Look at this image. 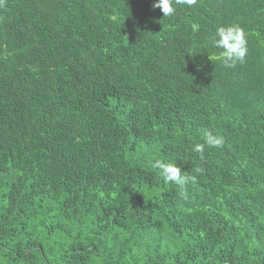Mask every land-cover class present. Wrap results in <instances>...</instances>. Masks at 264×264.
Wrapping results in <instances>:
<instances>
[{
	"label": "trees",
	"instance_id": "obj_1",
	"mask_svg": "<svg viewBox=\"0 0 264 264\" xmlns=\"http://www.w3.org/2000/svg\"><path fill=\"white\" fill-rule=\"evenodd\" d=\"M151 3L0 0V264H264V0Z\"/></svg>",
	"mask_w": 264,
	"mask_h": 264
},
{
	"label": "clouds",
	"instance_id": "obj_2",
	"mask_svg": "<svg viewBox=\"0 0 264 264\" xmlns=\"http://www.w3.org/2000/svg\"><path fill=\"white\" fill-rule=\"evenodd\" d=\"M197 4V0H152L151 7L153 10L159 9L163 17L170 18L176 13V6L192 8ZM205 46L219 49V59L225 67H231L237 61H243L248 52L247 40L243 28L239 25L219 26L215 32L211 34ZM224 144V139L221 136H213L206 134L204 143H196L192 151L200 154L203 158L205 146L209 148H219ZM149 166L157 171L165 183H173L181 187L197 182L196 176L182 174L181 168L175 162L164 159L150 160ZM199 171V169L197 170ZM183 195V193H181Z\"/></svg>",
	"mask_w": 264,
	"mask_h": 264
}]
</instances>
